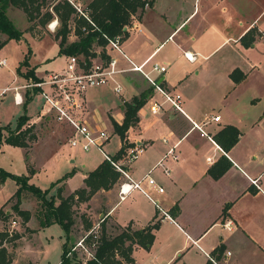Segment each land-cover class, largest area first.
<instances>
[{"label": "crops", "instance_id": "1", "mask_svg": "<svg viewBox=\"0 0 264 264\" xmlns=\"http://www.w3.org/2000/svg\"><path fill=\"white\" fill-rule=\"evenodd\" d=\"M129 24L120 40L122 52L136 64L146 59L145 71L152 61L164 65L161 73L151 71L150 74L155 75L165 89L179 93L182 111L162 101L156 112H150V101L161 102L160 95L139 72L124 70L117 73L119 93L112 90L111 84L88 87L79 115L90 127L104 128L117 136L114 150L106 152L112 155L121 141L113 131L111 120L120 123L122 101L147 90L146 99L136 112L137 121L125 130V142L143 145L144 150L126 168L134 180L149 172L162 192L151 188L148 191L168 218H162L154 205L136 189L118 199L119 184L123 181L118 177L110 188L99 189L87 201L80 202L87 222L91 226L97 217L109 236L126 226L138 230L157 222L147 247L131 245V264H212L206 254L219 264H264V0H150V4L131 15ZM248 33L251 39L244 44L240 38ZM69 38L73 39L74 35ZM5 39L4 34L2 40ZM184 52L192 57H186ZM111 54L118 66H129L119 53L111 51ZM231 73L236 78L241 77L235 80ZM23 79V82L5 86H17L20 99L13 100L14 104L22 103L23 93L29 97L25 113L27 121L34 124L35 138L26 148L1 142L0 154L7 148L22 150L23 167L21 171L5 170L1 165L0 168L12 174L27 175L26 150L27 162L32 168L28 182L40 189L48 188L50 183L72 170L58 183L60 195L65 197L84 187L83 178L103 160V155L96 148L74 147L75 153L59 152L55 146L59 144V133L49 128L41 129V125L47 124L48 116L54 121L53 116L45 112L37 90L26 85L31 78ZM5 86L0 88L1 94ZM37 98L33 106L31 103ZM214 114L219 115L216 121L211 118ZM54 122L60 130H67V138L69 127ZM225 125L238 130L236 140L227 150L213 139ZM50 134L55 135L56 144L48 141ZM41 144H50V148L45 162L37 165L34 153ZM169 147L176 153V159L163 158ZM89 151L92 152L87 153ZM76 154L80 155L77 164ZM221 157L230 165L219 177L213 178L207 169ZM160 160L161 165H156ZM164 168L167 173L163 172ZM41 170H48V173L41 177ZM251 178H257V186L249 181ZM6 180H10L12 186L3 193L0 207L4 203V206L12 204L7 200L16 189L11 179L0 183V189ZM142 185L146 186L144 181ZM25 196H20L18 208L33 211H28L25 223L22 224L17 215L18 220L12 219L11 204L3 208L11 215L6 221L0 220V230L18 235L1 244L11 254L9 264L22 243L31 240L38 227H45L38 223V203L35 201L34 210L23 206ZM11 220L15 221L12 226ZM115 227L119 231L111 232ZM217 246H222L221 251L211 253Z\"/></svg>", "mask_w": 264, "mask_h": 264}, {"label": "trees", "instance_id": "2", "mask_svg": "<svg viewBox=\"0 0 264 264\" xmlns=\"http://www.w3.org/2000/svg\"><path fill=\"white\" fill-rule=\"evenodd\" d=\"M150 4V0H89L86 3H81V10H86V14L90 23L82 14L78 13L73 5L67 0H0V32L6 35V38H19L22 31L14 27L11 20L5 14L6 6L13 5L19 7L25 14L27 26L25 30L33 35H40L46 23L56 18L55 29L52 37L56 40L58 54H81L84 59L87 56H93V46L95 44L105 43V39L101 33L107 36L124 33V24L130 21L131 15L141 9L144 3ZM37 28H41L40 31ZM73 34V39L67 37ZM251 37L248 34L241 36L240 40L246 44ZM4 40H0V45ZM24 77H30L33 81L39 80L31 70L22 73ZM231 76L234 77L231 73ZM38 88L32 87L33 91ZM147 96V90L133 95L129 100L122 101L123 117L120 123L111 120L113 131L118 135L121 145L117 151L111 155L112 161L118 160L128 143L125 142V130L129 125L137 121V109L143 104ZM29 97L24 94L22 101V111L14 118V124L11 127L7 122L0 125V144L1 142L27 147L28 139H33L35 133L32 131V124L26 125L28 115L25 113V104ZM25 124V125H24ZM24 125V126H23ZM23 126V127H22ZM5 131V133L2 132ZM238 130L232 125H225L218 130L213 139L223 149L228 147L236 140ZM24 160L26 161L27 175H16L9 173L0 168V183L5 179H11L16 189L7 201L13 200L10 209L17 215L21 223H25L29 217L26 210L18 208L20 196L24 193H29L38 203L36 215L40 226H47L51 223H56L60 226L63 232V242L61 244V252L57 264H80L81 260L76 257L74 246H66L67 240L70 238L71 226L73 225L72 204L74 201H87L90 196L99 189L110 188L119 177L118 172L105 159L97 164L95 168L86 173L83 178L84 187L77 188L67 196L60 195L61 186H58L55 195L46 196L48 188L40 189L39 187L28 182V175L32 173V168L27 162V153L24 151ZM229 162L221 157L217 159L208 169V174L213 177H219L228 167ZM73 171H69L62 175L55 182H62ZM53 182V183H55ZM50 183V186L53 184ZM6 201V202H7ZM227 205L224 206L225 209ZM176 210V206H174ZM11 213H5L0 207V220L6 221ZM87 230L89 224L83 225ZM157 227V222H153L144 226L142 229L131 230L128 226L122 228L117 234L109 236L105 233L104 224L99 225V235L95 239V244L92 246L91 257L84 260V264H131L130 257L131 245L137 244L141 247H147L152 239L151 230ZM16 233L8 234L5 230H0V264H9L11 254L8 253L4 246H1L2 241H12L16 239ZM91 242V235L88 236ZM73 248V249H71ZM222 246H217L213 252H220ZM210 264V263H209Z\"/></svg>", "mask_w": 264, "mask_h": 264}, {"label": "built area", "instance_id": "3", "mask_svg": "<svg viewBox=\"0 0 264 264\" xmlns=\"http://www.w3.org/2000/svg\"><path fill=\"white\" fill-rule=\"evenodd\" d=\"M67 1L73 5L78 13L82 14L90 23H92L86 14V10H81V3L79 0ZM146 5L147 3L145 2L143 7ZM129 23L130 21L124 24V30L130 25ZM55 24L56 20L50 21L49 25L51 26V29L55 27ZM101 36L105 39V43L95 44L96 48H93V56H87V58L84 59L81 54H66L65 64L62 68L47 72L40 77L39 80L33 81L31 79L26 85L31 88L36 86L38 88L37 92L42 98V106L45 109V112H50L55 121L65 123L69 127V134L66 138V142L70 146L77 147L81 150L96 148L102 153L103 159L107 160L118 172L119 177L123 179L119 184L118 199H122L129 191L136 189L154 205L162 218H168L167 213L159 206L158 202L152 198L148 191V188H151L157 192H162V188L156 184L155 180L149 175V172H146L139 180H134L126 168V165L129 162L135 160L138 155L143 152L144 146L136 143L128 144L121 154V161H112L109 154L102 149L103 144L110 136L109 132L104 128L90 127L82 118H80L79 112L83 107L84 92L88 87L111 84L112 90L119 93L120 84L117 80V73L124 70H134L139 72L152 87L153 91L160 95L161 102L157 100L150 101L148 105L150 112H156L160 108L162 101H167L172 108L182 111L180 95L177 92L165 89L157 80V77L150 74L151 71L161 73L165 68L164 65L152 61L149 70L145 71L143 70V65L146 59L136 64L122 52L120 47L122 34L107 36L106 34L101 33ZM262 37L264 38V33L262 34ZM111 51L119 53L126 59L129 66H118L117 59L111 54ZM184 55L188 58L192 57L191 54H188L187 52H184ZM6 63V58L0 56V66H5ZM9 88H13V100L15 102L19 101L17 98L18 93L16 91L17 86H5L1 92ZM211 118L216 121L218 120L219 115L214 114ZM165 157L176 159L177 155L172 147L167 148L163 153V158ZM156 165H161V160L157 162ZM163 172L167 173V170L164 168ZM143 181L146 186L142 185ZM249 181L257 186V178H251ZM99 222V220L95 221L91 227L86 230L84 237L80 239L79 244L83 250L86 251L84 244L81 242L89 235H91L93 240L91 245L94 246L95 239L98 237L97 230L99 229ZM10 223L12 226L15 221L11 220ZM228 224L229 221L225 222L224 227ZM87 253L88 258H90L91 252ZM225 254H228V252ZM206 256L212 264H219V262H217L212 256L207 254ZM80 264H84V260L81 261Z\"/></svg>", "mask_w": 264, "mask_h": 264}, {"label": "rangeland", "instance_id": "4", "mask_svg": "<svg viewBox=\"0 0 264 264\" xmlns=\"http://www.w3.org/2000/svg\"><path fill=\"white\" fill-rule=\"evenodd\" d=\"M80 3H86L89 0H79ZM5 14L11 20L14 27L21 30L22 33L19 38L16 37H9L4 40V42L0 45V56H4L6 58L7 66H0V88L5 85H12L15 83L23 82L24 76L23 72L31 70L35 75H43L49 71H55L58 68H62L65 62V54H57V47L55 41L53 40L50 34L53 33L55 27L51 29L49 25V20L41 31L39 29L40 35L35 36L28 31H23L24 26H26L25 14H23L22 10L19 7L8 5L5 8ZM45 31V32H44ZM71 35V34H70ZM69 35V36H70ZM69 36L67 39L69 40ZM4 38V34L0 33V40ZM144 81V80H143ZM139 83V82H136ZM45 88V86H44ZM21 91V90H20ZM22 92V91H21ZM13 90L11 88L6 89L4 93H0V124H4L10 121V126L12 127L14 124V117L21 112V106L13 103L12 98ZM24 99V93L22 94V101ZM38 102L33 101L31 104ZM54 119V118H53ZM12 120V122H11ZM47 124L41 125V129L49 128L53 129L59 133L58 141L59 144H56L55 135L50 134L48 136L49 142H54L59 148V152L72 151L75 153L76 149L70 146L66 142L65 134L67 130L62 128L61 131L59 125L54 122L50 116L45 120ZM26 125L30 124L28 121L25 123ZM24 124V125H25ZM23 125V126H24ZM22 126V127H23ZM36 126V124H35ZM38 127V126H36ZM34 124L32 127V131L34 132ZM40 130V129H38ZM106 130V129H105ZM108 131V130H107ZM5 133L4 130H2ZM35 138V137H34ZM33 139H28L27 143L29 144L32 142ZM116 139L117 136L113 133L110 134L106 144H103V150L105 152H112L116 146ZM52 144V143H50ZM49 144V145H50ZM49 145H39L37 146V150L34 153V160L37 165H42L48 157L47 153L49 152ZM89 151L87 153H90ZM80 153V152H79ZM96 153V152H95ZM109 157L111 155L109 154ZM78 159H80V155H75V162L78 163ZM0 165L5 170L9 171H21L23 167V160H22V150L19 147L7 148L4 150L3 153L0 154ZM53 170V169H52ZM48 173V170L40 171L39 176L43 177ZM48 179V176L46 177ZM41 185V181L38 182ZM9 186H12V182L10 180H6L3 187L0 189V200L2 199L3 193L8 192ZM44 187V184L41 185ZM58 187V183H53L51 186L48 187V192L46 196L55 195L56 189ZM24 194V193H23ZM26 196L22 200L23 206L34 208L35 199L29 193H25ZM13 202V200H10ZM5 204V203H4ZM2 205V209L9 208L8 203L4 206ZM83 204L80 202L74 201L72 204V216H73V225L71 226L70 231V238L66 242V246H75L76 247V257L83 261L88 258V253L92 251L91 240L89 237H85L84 240L81 242L84 244L86 249L83 250L80 247V239L84 237L86 230L84 229L83 225L89 224L85 217L86 213L82 211ZM34 210V209H33ZM32 213V210H28ZM85 214V215H84ZM13 218L15 221L18 220L15 218V214L13 213ZM97 221V217L94 218ZM20 220V219H19ZM20 223V222H19ZM102 222H99V225ZM36 225V224H34ZM37 227V226H35ZM91 227V226H90ZM121 230V228H120ZM118 228H114L111 232H118ZM16 232V231H15ZM25 235V233H23ZM99 235V229L97 230V236ZM63 241V234L62 230L58 224L52 223L45 227H38L35 231L34 236L31 240L22 243V247L19 249L15 259L13 260L12 264H57L60 257V247L61 242ZM18 245V241L15 246Z\"/></svg>", "mask_w": 264, "mask_h": 264}, {"label": "bare ground", "instance_id": "5", "mask_svg": "<svg viewBox=\"0 0 264 264\" xmlns=\"http://www.w3.org/2000/svg\"><path fill=\"white\" fill-rule=\"evenodd\" d=\"M17 98H18V100L20 99V95L19 94H17Z\"/></svg>", "mask_w": 264, "mask_h": 264}]
</instances>
